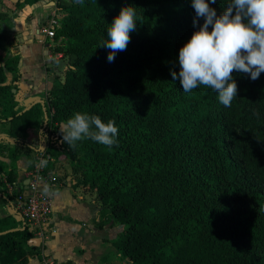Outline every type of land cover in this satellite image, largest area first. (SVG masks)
Wrapping results in <instances>:
<instances>
[{
  "label": "trees",
  "instance_id": "1",
  "mask_svg": "<svg viewBox=\"0 0 264 264\" xmlns=\"http://www.w3.org/2000/svg\"><path fill=\"white\" fill-rule=\"evenodd\" d=\"M206 2L220 16L232 0ZM57 7L65 15L57 38L67 42L56 52L67 66L60 77L49 71L47 99L16 110V87L5 85L14 70L0 68V123L10 125L0 155L12 161L2 168L9 182L16 184V163L30 151V131L52 127L54 156L68 159L123 227L115 246L125 264H264V73L253 81L234 71L230 107L206 86L183 91L171 72L179 73V50L204 23L192 0H68ZM125 7L135 10L136 30L109 62L111 50L101 46ZM75 113L114 120L117 143H63L60 127ZM34 235L12 216L0 220V264H27Z\"/></svg>",
  "mask_w": 264,
  "mask_h": 264
},
{
  "label": "crops",
  "instance_id": "2",
  "mask_svg": "<svg viewBox=\"0 0 264 264\" xmlns=\"http://www.w3.org/2000/svg\"><path fill=\"white\" fill-rule=\"evenodd\" d=\"M8 1L19 5L15 0ZM24 2L27 5L21 11V17L10 19L0 31V68L14 70L7 72L5 85L16 87V110L20 112L47 99L54 84L49 71L59 77L66 71L64 58L56 60L57 63L51 59L61 47L50 40L42 44L41 37L37 35L39 24L44 23L52 12L53 0ZM61 65H65L64 71L59 72ZM9 135L10 125L0 123V140L9 139ZM43 136L38 130L29 133L27 142L30 151H26L16 163L18 190L27 180V173L35 159V146ZM11 166L8 153L1 154L0 220L12 216L15 222L20 223L22 221L13 209V203L5 198H10L4 182L8 180L5 170H10ZM67 166L58 165L61 196L54 201V213L46 231L48 238L43 244L35 238L26 244L27 264H39L44 257L62 264H125L115 246L123 227L116 224L108 210L102 207L97 193L81 184V175Z\"/></svg>",
  "mask_w": 264,
  "mask_h": 264
},
{
  "label": "clouds",
  "instance_id": "3",
  "mask_svg": "<svg viewBox=\"0 0 264 264\" xmlns=\"http://www.w3.org/2000/svg\"><path fill=\"white\" fill-rule=\"evenodd\" d=\"M74 2L83 4V0ZM192 7L204 23L179 50L180 71L171 75L174 80L179 79L184 92L190 93L203 85L218 93L222 105L230 107L238 91L233 72L249 74L253 81L264 73V0H232L220 16L206 0H192ZM136 23L133 7L122 8L114 18L107 31L108 40L101 46L111 50L109 62L114 61L117 52L127 49ZM196 23L194 20V26ZM60 133L62 142L70 147L91 139L111 148L117 143L118 128L114 120L105 123L99 116L75 113L62 123ZM46 163L41 160L38 166L44 167ZM42 193L57 200L61 196L59 190L48 184H44Z\"/></svg>",
  "mask_w": 264,
  "mask_h": 264
},
{
  "label": "built area",
  "instance_id": "4",
  "mask_svg": "<svg viewBox=\"0 0 264 264\" xmlns=\"http://www.w3.org/2000/svg\"><path fill=\"white\" fill-rule=\"evenodd\" d=\"M68 0H53V9L49 17L44 23L39 24L37 35L41 37L40 42L45 44L47 40L65 48L66 40L63 37L57 38V32L62 29V20L65 17L57 7L59 2ZM62 52L54 54L51 59L53 61L63 59ZM54 113V111H52ZM52 127L45 133L43 138L35 146V159L32 164L31 170L27 173L29 179L28 196L24 195V183L21 189L16 188L17 184L12 185L5 179L7 193L12 198L13 209L19 216L20 220L35 231L34 238L41 241L43 244L47 240V226L52 220L54 213L55 199L43 195L42 189L44 184H48L57 190L62 187L60 179V171L58 165H65L68 159L62 155L56 157L53 154L54 147L51 146L52 140ZM41 160L47 161L44 167H39ZM39 264H62L58 261L44 257Z\"/></svg>",
  "mask_w": 264,
  "mask_h": 264
},
{
  "label": "rangeland",
  "instance_id": "5",
  "mask_svg": "<svg viewBox=\"0 0 264 264\" xmlns=\"http://www.w3.org/2000/svg\"><path fill=\"white\" fill-rule=\"evenodd\" d=\"M26 5L27 2L23 5H16L11 4L8 0H0V31L6 26L7 21L12 18L21 17V11L24 7H26ZM55 63H57V61ZM64 63H66V61ZM64 66H59V72L64 71ZM66 164L70 166L69 161H67Z\"/></svg>",
  "mask_w": 264,
  "mask_h": 264
},
{
  "label": "water",
  "instance_id": "6",
  "mask_svg": "<svg viewBox=\"0 0 264 264\" xmlns=\"http://www.w3.org/2000/svg\"><path fill=\"white\" fill-rule=\"evenodd\" d=\"M54 4V3H53ZM29 186V179H27L25 182H24V195L27 197L28 196V187Z\"/></svg>",
  "mask_w": 264,
  "mask_h": 264
}]
</instances>
